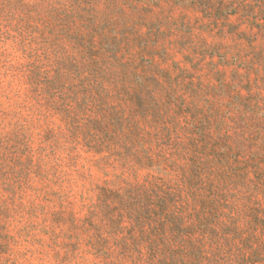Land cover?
Returning <instances> with one entry per match:
<instances>
[{
	"label": "rangeland",
	"instance_id": "374dc122",
	"mask_svg": "<svg viewBox=\"0 0 264 264\" xmlns=\"http://www.w3.org/2000/svg\"><path fill=\"white\" fill-rule=\"evenodd\" d=\"M95 117L144 139L98 153ZM0 264H264V0H0Z\"/></svg>",
	"mask_w": 264,
	"mask_h": 264
},
{
	"label": "trees",
	"instance_id": "16d2710c",
	"mask_svg": "<svg viewBox=\"0 0 264 264\" xmlns=\"http://www.w3.org/2000/svg\"><path fill=\"white\" fill-rule=\"evenodd\" d=\"M30 42H33V37L31 36ZM82 45H90V39H83L82 40ZM121 40L120 42L112 43L111 47V55H110V61L108 63V68L107 69H112L115 68V71L117 72V77L122 78L123 80V86L126 87L129 81V78L136 77L138 78V82L140 84V91L137 92V95L139 96L140 103L142 105L144 113L148 110V107L145 106V99L146 96L143 97V94L145 93L142 90H147L149 86V82L144 79L142 76L140 77L139 72L136 70V67H134V62L128 61L127 59L124 58V55H120V52L123 48L122 45L125 46V49H130V43H131V38H127L121 45ZM45 61L46 58L41 57L40 55L36 58L28 60V63L24 65V71L28 74V84L31 87V91L35 93L37 96H40L42 99L44 96L52 93L53 90V84L51 81H47L48 79V73L45 69ZM95 63V62H94ZM65 67L62 63L59 64L58 66V76L61 78L63 77L65 73ZM68 70H73L76 68H72V66L67 67ZM87 69H89L87 67ZM96 71L98 76L104 78L105 75L111 74L110 72L104 71L103 67L100 64V61L97 62L96 65ZM116 74V73H115ZM62 80V79H61ZM61 80L58 81V83L61 85ZM98 82L100 86L102 87L104 84V81L99 80ZM129 91V86L128 88ZM144 106V107H143ZM56 111L60 114H66L67 111L71 113L70 110L66 108L65 105L59 104L57 108H55ZM125 124L123 121L117 122V123H111L110 121L104 120L103 118H98L95 117L94 119L91 120V124L89 125L88 128V133L91 136L90 142H86L87 146H89L91 149L95 150L98 153H103L106 151L108 143H109V138L113 136V130L112 126L116 128V130H125L128 133L129 140L136 141V139L140 142L144 139L143 133L141 132V128L139 126L140 123H135V122H126ZM71 127L72 131L74 133L77 131V125L75 122H71L69 124ZM141 125V124H140ZM145 128V127H144ZM87 136V133H86ZM139 137V138H138ZM89 141V140H87ZM131 153V147L129 148V155ZM102 196L101 199L108 197L109 195L113 192V196H116L120 198L121 200L123 199L124 196L130 197L133 195L134 192V187L130 186H121L118 189H102ZM128 202V200H126Z\"/></svg>",
	"mask_w": 264,
	"mask_h": 264
}]
</instances>
